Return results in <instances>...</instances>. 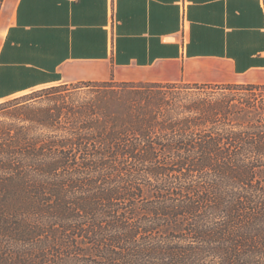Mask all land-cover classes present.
Masks as SVG:
<instances>
[{
	"label": "trees",
	"instance_id": "1",
	"mask_svg": "<svg viewBox=\"0 0 264 264\" xmlns=\"http://www.w3.org/2000/svg\"><path fill=\"white\" fill-rule=\"evenodd\" d=\"M79 82L0 118V264H264V83Z\"/></svg>",
	"mask_w": 264,
	"mask_h": 264
},
{
	"label": "crops",
	"instance_id": "2",
	"mask_svg": "<svg viewBox=\"0 0 264 264\" xmlns=\"http://www.w3.org/2000/svg\"><path fill=\"white\" fill-rule=\"evenodd\" d=\"M0 100L81 80L264 83V0H4Z\"/></svg>",
	"mask_w": 264,
	"mask_h": 264
},
{
	"label": "rangeland",
	"instance_id": "3",
	"mask_svg": "<svg viewBox=\"0 0 264 264\" xmlns=\"http://www.w3.org/2000/svg\"><path fill=\"white\" fill-rule=\"evenodd\" d=\"M10 14V10L7 8L6 4L4 3V0H2L1 4H0V32L2 29V26L4 25V23L7 21L8 19V15ZM83 81H88V80H81ZM76 82H62V83H67L72 85H81L83 83H77ZM167 82H172V81H167ZM178 83H190V84H194L192 82H184V81H177ZM61 83H57V84H50V85H42V86H38V87H34L32 89H28L26 91H23L21 93L12 95L10 97H6L2 100H0V103L3 101H7V100H11V99H22L19 101H13L12 103H5L2 106H0V118H3V120L6 121H10L13 120L12 116L9 113L14 114V109L18 108V105L23 104V105H28V107L31 108H40L43 107L45 105H47L49 103V99L52 98L53 96H55V93L52 92H48V88L51 86H55V85H59ZM197 84H203V83H197ZM180 88V92L186 93L185 95L194 98V97H199L202 96L204 94H211L213 96H221L224 95L225 93H228V91L224 90V89H220V88H212L210 89V87L205 88V89H199V88ZM77 92V95L83 96L85 93V91H87V88L85 87H80L79 89H75ZM91 96V93H88Z\"/></svg>",
	"mask_w": 264,
	"mask_h": 264
}]
</instances>
